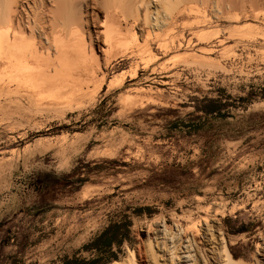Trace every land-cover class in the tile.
Listing matches in <instances>:
<instances>
[{
    "label": "rangeland",
    "instance_id": "1",
    "mask_svg": "<svg viewBox=\"0 0 264 264\" xmlns=\"http://www.w3.org/2000/svg\"><path fill=\"white\" fill-rule=\"evenodd\" d=\"M248 24L171 52L166 87L123 69L118 88L65 89L53 113L45 100L20 126L0 121V264H113L136 232L208 216L253 257L264 239V17Z\"/></svg>",
    "mask_w": 264,
    "mask_h": 264
},
{
    "label": "bare ground",
    "instance_id": "2",
    "mask_svg": "<svg viewBox=\"0 0 264 264\" xmlns=\"http://www.w3.org/2000/svg\"><path fill=\"white\" fill-rule=\"evenodd\" d=\"M263 17L264 0H0L1 128L22 125L45 100L53 113L58 91L118 88L113 75L123 69L130 81L157 73L166 87L171 52L206 45L230 24L250 31ZM151 100L142 94V106ZM184 225L136 232L113 264H264V239L253 257L240 256L213 217Z\"/></svg>",
    "mask_w": 264,
    "mask_h": 264
}]
</instances>
